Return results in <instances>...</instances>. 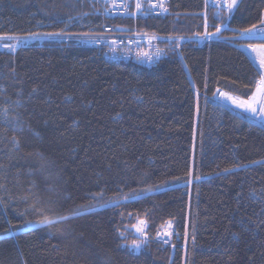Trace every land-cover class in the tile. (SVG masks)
Masks as SVG:
<instances>
[{
  "label": "trees",
  "instance_id": "obj_1",
  "mask_svg": "<svg viewBox=\"0 0 264 264\" xmlns=\"http://www.w3.org/2000/svg\"><path fill=\"white\" fill-rule=\"evenodd\" d=\"M169 8L171 16L132 20L96 14L93 0H0V36L64 29L78 37L104 24L123 34L202 32L204 0H171ZM263 12L264 0H240L217 39L184 43L153 66L110 61L74 40L0 48V106L10 104L8 119L0 114V235L16 226L0 240V264H264V126L212 95L248 91L257 65L241 45L259 41L232 30L257 24ZM216 13L207 9L211 26ZM36 152L51 168H40ZM151 185L138 200L52 227L26 223L35 212L19 215L35 195L63 215L94 203L88 196L101 188L109 199L118 187ZM139 219L149 220L151 239L124 247L117 229L130 243ZM169 220L174 235L164 244L155 234Z\"/></svg>",
  "mask_w": 264,
  "mask_h": 264
},
{
  "label": "snow or ice",
  "instance_id": "obj_2",
  "mask_svg": "<svg viewBox=\"0 0 264 264\" xmlns=\"http://www.w3.org/2000/svg\"><path fill=\"white\" fill-rule=\"evenodd\" d=\"M106 5L108 0H105ZM206 5L209 0H205ZM214 6L217 9L216 18L220 20L219 24L212 25L211 27L214 28V31H209V23L207 16L205 15L203 32H197L195 35L200 38L201 40H211L213 36H219L221 34L222 28L226 27V21L231 17L233 12L239 6L240 0H211ZM112 3H115V0H112ZM123 8L125 12L131 16L143 15V14H151L156 9H159L158 15L166 14L168 12V7L166 6V0H148V7H144V3L142 0H135V11L128 13L129 5L127 2L123 3ZM105 12L110 11V6H106L104 9ZM84 15H87L85 13ZM68 19L70 21H75L78 18L69 16ZM63 22V21H61ZM67 24H65V28ZM238 31V35L240 37H258L259 43L258 44H249L245 45L244 47L252 56L253 63L257 65L255 69V75L249 81V84L245 85L248 91H245L239 95H233L231 92H221L219 89L213 92L212 95L215 98L219 95L224 100L229 101L232 105L236 108L243 110L244 113L250 114L255 120L259 122L261 126H264V15H262L259 19L257 24H252L250 27L243 28L240 30H232ZM67 33L64 29H60L58 31H51V32H27L22 35H9L6 37V43H0V47L7 48L10 52L14 53L18 48L25 47L29 41L35 40H43V39H53L56 37H64ZM78 35L83 36H90L89 33H80ZM147 35V34H142ZM102 37L95 36L92 38L94 43H100ZM157 39H164L159 38L155 34L148 38V44L151 45L153 40ZM184 37H173L168 36L164 42L170 46H174L175 48H179L181 46V41ZM116 44L117 41H111L110 45H108L112 51H116ZM164 52L163 49H157L156 52L148 53V52H138L137 59L144 60L147 59L148 61H153V59H159V56ZM205 87H207V82H205ZM33 93L36 91L34 88ZM197 94V100H198ZM9 98L5 97V100ZM70 99V98H69ZM18 105L19 101H15ZM9 108L10 104L5 103L0 106V114L3 115L5 119L9 117ZM198 103H197V112H198ZM13 122H19V118L17 116H13ZM195 134V133H194ZM33 135L36 137H40L39 131H33ZM13 142L16 147H19V141L13 138ZM35 155L40 160V168L41 169H48L51 168L52 162L49 161L42 152H36ZM238 167V166H237ZM232 169H225V172H230ZM31 174V170H30ZM189 179L187 181L188 184L192 183V173L189 171L188 173ZM147 178V174H145V179ZM195 180L199 181L201 177L196 176L194 177ZM3 186L0 185V188ZM157 185L146 186L143 188H129L127 192H124L122 188L117 189L116 192L113 193L112 198L105 199L106 190L101 188L98 192L90 193L88 199L94 201V203H81L79 205H74L72 208L68 209L66 214H58L53 211L51 207L47 205L51 203V201H44L38 195H35L34 201L29 208L25 209L24 211L20 212V216H25L28 214L29 211L37 213V218L35 221L28 220L26 223L32 224L35 223L42 227H52L58 223H67L71 219L78 218L80 216L91 214L95 211L97 207L99 208H106V207H115L122 203H127L131 200H138L140 199L145 193H150L156 190ZM121 193H123L121 195ZM255 195V193H253ZM25 202H27L28 197H25ZM15 225H11L9 223L8 228L2 229L3 233L6 235H0V240H6L9 236H14L16 233L12 231L15 228ZM132 227L135 230L136 238L132 239L127 242V236L124 232L117 229L119 236L122 240L125 241L124 247L139 250L143 245H145L151 237L147 231L149 227V220L148 219H139L138 222ZM174 235V228L173 222L171 220L164 222L160 229L156 232V239L162 240L164 244H168L170 242L171 237ZM235 235V234H233ZM167 237L168 239H164ZM186 242H187V232L185 233ZM193 243L195 242V237H192Z\"/></svg>",
  "mask_w": 264,
  "mask_h": 264
},
{
  "label": "built area",
  "instance_id": "obj_3",
  "mask_svg": "<svg viewBox=\"0 0 264 264\" xmlns=\"http://www.w3.org/2000/svg\"><path fill=\"white\" fill-rule=\"evenodd\" d=\"M93 1L95 2L96 6H97L96 14H99V15L104 16V17L128 18V19H132V20H137L139 18L166 17V16H170L173 14L169 8V4H170L171 0H166V6L168 7V12L166 14L158 15L157 13L159 12V9H156L151 14H143V15L138 14L137 16H131V15L127 14L123 8V3L127 2L129 5V8L127 10L128 13L135 11V0H115L114 4L112 3V0H108L107 5H106L105 0H93ZM142 2L144 3V7L147 8L148 7V0H142ZM106 6H110L109 12L104 11ZM205 6L207 7V9L210 7H213L217 11L216 7L211 2V0H209L207 5L205 4ZM207 9H206V13H207ZM206 13L203 14V24H204V19H205ZM262 15H264V12L262 13ZM209 25L211 26V24H209ZM222 29H227V27H224ZM121 30H122L121 27H118V26L114 27L113 25H109V24L105 25L104 24L102 26V32L100 34L91 33L90 36L69 37V40L77 41L78 43H80L81 46H84V47H92V48L102 49L105 58L108 60L115 61V62H126V63H132V64L144 65V66L155 65L161 58H163L168 53H176L179 55L180 50H181V46L184 43L191 42V43H194L197 45H202L205 42L210 41V40H201L198 37H184V39L181 41V46L177 49L174 46H170L164 42V40H166L168 35L164 36V35L155 34L157 37L164 38V39L153 40L152 44L149 45L147 42L148 38L150 36H152L153 34L142 35V34L136 33V32H134L132 34H123V33H119V32H121ZM203 31H204V28L202 29V32ZM95 36L102 37L100 43L97 44V43H94L92 41V38ZM173 37H175V36H173ZM215 39H217V37L213 36L211 40H215ZM239 39L242 41H259L258 37H246V36H244V37H239ZM113 40L117 41L116 51H112L111 48L108 46V45H110L111 41H113ZM245 45H247V44H242L241 48L244 51L248 52L246 50V48L244 47ZM157 49H163L164 50V52L159 56V59L154 58L153 61H148L147 59H144V60H138L137 59V53L138 52L143 51V52H148V53L154 54ZM214 99L219 101L220 96L217 95ZM242 112H243V110H242ZM248 116L253 121H255L256 123L259 124V122L257 120H255L251 115H248ZM173 228H174V224H173ZM133 231L135 232L134 228H133ZM172 237H171V239H172ZM155 238H156V234H155ZM164 239H168V238L165 237ZM159 241L162 242V240H159Z\"/></svg>",
  "mask_w": 264,
  "mask_h": 264
},
{
  "label": "rangeland",
  "instance_id": "obj_4",
  "mask_svg": "<svg viewBox=\"0 0 264 264\" xmlns=\"http://www.w3.org/2000/svg\"><path fill=\"white\" fill-rule=\"evenodd\" d=\"M7 36H0V43H6L8 42L7 39H6ZM62 40H69V37H56V38H53V39H43V40H35V41H62ZM35 41H29V42H35ZM249 45V44H247ZM0 48H3V47H0ZM7 49V48H5ZM8 50V49H7ZM249 53V52H248ZM219 101L225 105H231V103L227 100H224L223 98L220 97ZM247 114V113H245ZM247 115H250V114H247ZM34 225V224H33ZM161 242V241H160Z\"/></svg>",
  "mask_w": 264,
  "mask_h": 264
},
{
  "label": "bare ground",
  "instance_id": "obj_5",
  "mask_svg": "<svg viewBox=\"0 0 264 264\" xmlns=\"http://www.w3.org/2000/svg\"><path fill=\"white\" fill-rule=\"evenodd\" d=\"M205 1H204V9H203V11L202 12H200V13H198V15L199 16H201L202 17V19H203V14L204 13H206V9H207V7L205 6ZM173 15V14H172ZM171 16V15H170ZM206 16H207V13H206ZM77 37V36H76ZM175 37H178V36H175ZM197 37V36H196ZM210 41H212V40H210ZM208 42V41H207ZM206 43V42H205ZM197 45V44H196ZM251 56V55H250ZM251 58H252V56H251ZM253 60V59H252ZM111 61V60H110Z\"/></svg>",
  "mask_w": 264,
  "mask_h": 264
},
{
  "label": "crops",
  "instance_id": "obj_6",
  "mask_svg": "<svg viewBox=\"0 0 264 264\" xmlns=\"http://www.w3.org/2000/svg\"><path fill=\"white\" fill-rule=\"evenodd\" d=\"M228 105H229V104H228ZM229 106H231V107H233V108L235 107V106H234V105H232V104H231V105H229ZM235 108H236V107H235ZM236 109L238 110V108H236Z\"/></svg>",
  "mask_w": 264,
  "mask_h": 264
}]
</instances>
